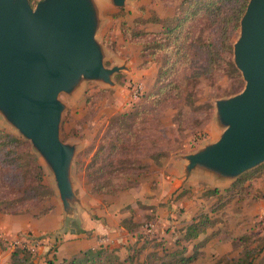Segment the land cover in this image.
<instances>
[{
  "label": "rangeland",
  "instance_id": "374dc122",
  "mask_svg": "<svg viewBox=\"0 0 264 264\" xmlns=\"http://www.w3.org/2000/svg\"><path fill=\"white\" fill-rule=\"evenodd\" d=\"M38 1L30 4L34 7ZM180 2L127 0L122 7L104 6L97 32L104 64L111 67L125 63L129 69L114 74V85L88 80L71 95H59L64 105L60 139L76 145L71 173L75 193L85 206L79 210L83 216L102 222L92 243L98 244L96 249L102 248L101 260L106 264H125L121 256L126 254L127 246L126 256L132 262L142 245L147 249L171 244L191 219L202 213L212 219L213 225L199 237L210 236V240L202 248L204 255L194 264H225L221 257L243 254L252 257L250 264H264V168L233 187L231 183L215 185L197 176L182 183L179 158L217 138L221 129L215 101L237 94L245 86L234 63L233 45L240 35V21L249 0L228 40L229 64L218 65L219 60L206 64L200 49L194 47L191 69L184 71L191 70V77H187L181 91L171 87L158 94L161 83L157 71L167 55L155 49L143 50V44L151 43L150 34L163 30V23L174 15ZM221 27L211 26L204 18L195 34L221 51ZM137 32L148 35L136 37ZM181 72L161 81L178 78ZM0 130L23 141L14 150L24 160L20 161L21 167L19 163L0 164V204L7 213L30 215L36 220L30 223L31 228L0 236V264H44L48 259L72 258L69 243L83 233L80 227L60 230L64 214L52 175L29 140L1 120ZM117 141L118 149L113 150ZM32 155L41 168L40 179L30 163ZM258 166H264V162ZM98 186H103L102 191L97 192ZM208 188H217L218 193L209 195L212 189ZM121 220L135 226L125 229L119 225ZM149 225L152 233L146 232ZM91 234L88 230L87 236ZM120 242H126L124 248L118 246ZM173 245L165 249L173 251Z\"/></svg>",
  "mask_w": 264,
  "mask_h": 264
},
{
  "label": "water",
  "instance_id": "95a60500",
  "mask_svg": "<svg viewBox=\"0 0 264 264\" xmlns=\"http://www.w3.org/2000/svg\"><path fill=\"white\" fill-rule=\"evenodd\" d=\"M126 1L39 0L33 7L0 0V120L30 141L52 175L64 214L60 230L80 227L85 206L72 180L76 145L60 139L59 95L88 80L112 85L115 73L129 69L105 66L97 39L103 7ZM240 27L233 59L245 86L215 101L217 138L179 156L182 183L194 176L231 183L264 162V0H249Z\"/></svg>",
  "mask_w": 264,
  "mask_h": 264
},
{
  "label": "trees",
  "instance_id": "16d2710c",
  "mask_svg": "<svg viewBox=\"0 0 264 264\" xmlns=\"http://www.w3.org/2000/svg\"><path fill=\"white\" fill-rule=\"evenodd\" d=\"M36 0H29V2ZM246 0H181L174 15L166 22L163 23V30L159 33H153L151 43H144L143 50L155 49L156 51H164L167 55L165 62L159 67L157 71V80L160 81L158 88V94L167 90V88L181 91L187 77H191V70L187 73L184 71L188 68L191 69V49L196 47L200 49V53L203 55V60L206 64H209L212 60H219L218 65L229 64L227 61L228 52H230V44L228 40L233 35V32L237 28V22L244 9ZM207 19L210 25L217 26L222 25L219 36L222 37L220 47H217L214 43L207 41L201 36H196L198 23L203 22V19ZM140 35H148L146 32H137L136 37ZM154 53V52H153ZM221 62V63H220ZM182 71L178 78L172 79L168 82L161 81L167 76H170L178 71ZM233 71L234 70L232 67ZM165 101V100H164ZM124 116V115H123ZM23 143L18 137L10 134L7 131L0 130V164L8 166L11 164L18 165L22 160L14 150L15 145ZM118 141L113 144V150L118 149ZM123 149H126L125 147ZM30 157V156H29ZM30 163L36 168L37 178H41V168L32 155ZM22 164H20L21 167ZM264 166H258L254 170L244 173L231 187L240 185L250 180V178L256 176ZM97 185V184H96ZM95 186V185H94ZM97 192L102 191L98 186ZM212 189L209 195L218 193L217 188ZM94 190V189H93ZM96 192V190H94ZM11 205V203L9 204ZM0 210L5 209L0 204ZM121 225L124 227L135 226V224L128 225L121 220ZM213 225L212 219L206 214L202 213L192 220L182 229L181 235L175 240V250L166 251L163 254H159L156 251H151L147 254L146 261L138 264H194L197 259L204 255L202 249L209 241L210 236H205L199 240L200 235L204 234L208 228ZM131 227V228H132ZM192 245L190 252H188V246ZM179 246V247H178ZM178 247V248H177ZM249 250L245 248V251ZM141 250H138V254ZM252 251V250H251ZM103 254L102 248L81 251L79 256H74L70 259L64 258L61 261L54 259H48L47 264H99L101 256ZM137 254V255H138ZM239 257H221L225 260V264H250L252 257L249 256ZM106 261L109 258L106 257Z\"/></svg>",
  "mask_w": 264,
  "mask_h": 264
},
{
  "label": "crops",
  "instance_id": "0c3cea01",
  "mask_svg": "<svg viewBox=\"0 0 264 264\" xmlns=\"http://www.w3.org/2000/svg\"><path fill=\"white\" fill-rule=\"evenodd\" d=\"M191 178V177H190ZM189 179V178H188ZM187 179V180H188ZM186 181V180H185ZM233 182H231L232 184ZM217 185V184H216ZM87 214V212H85ZM78 217H79V221H80V228H81V234L82 236L79 237L77 240H72L70 243H69V249L71 250L69 253H71L72 256L70 257H73L74 254H80L81 251H84V250H87L89 248H92V249H96L97 248V245L98 244H94L92 243V239H93V236L97 233H99V228L103 226L102 222H96L94 220H92L89 215L87 217L83 216L81 210H79L78 212ZM192 220V219H191ZM35 219L33 217H31L30 215H24V214H12V213H7V212H4L2 210H0V236H10V235H13L17 232H20V231H23V230H26L28 228H31L30 226V223H33L35 224ZM98 223V224H97ZM21 224V225H20ZM61 225V224H60ZM100 225V227L98 226ZM119 225L123 228L126 229V227H124L123 225H121V223H119ZM88 230H91L93 234H91L90 236H87V231ZM133 234V233H132ZM84 235V236H83ZM88 238V239H87ZM95 239V238H94ZM91 240V241H90ZM128 240V238L125 239V241ZM210 240V239H209ZM89 243V244H88ZM126 242H120L118 243V246L120 245L121 247L124 248V244ZM174 245H173V244ZM208 243V242H207ZM206 243V244H207ZM154 245V244H153ZM159 244H157L156 246H158ZM168 245H173V247H175V241H171V244L167 243V246L163 244H161L160 246L156 247V246H149L147 249H146V245H142L141 248H140V253L138 254V257H134L130 262L129 261V258L126 256L128 254L127 252V248L128 246L126 247V254H123V256H121V260L123 261V263L125 264H138L140 262H144L146 261V257H147V254L151 251H156L157 253L159 254H163L164 252L167 251V248ZM156 247V248H154ZM161 247V250L159 251L158 248ZM170 248V247H169ZM172 249V248H170ZM115 253L117 255H119L118 253V250L115 251ZM143 254V258H140V256H142ZM129 255V254H128ZM62 258H68V256H63ZM118 259V258H117ZM120 258H119V261H121ZM129 261V262H127ZM101 264L104 263L106 264L107 262L105 261H101L100 262ZM44 264H47V261L46 263Z\"/></svg>",
  "mask_w": 264,
  "mask_h": 264
},
{
  "label": "built area",
  "instance_id": "2783aa9c",
  "mask_svg": "<svg viewBox=\"0 0 264 264\" xmlns=\"http://www.w3.org/2000/svg\"><path fill=\"white\" fill-rule=\"evenodd\" d=\"M153 229V227H152V225H149V226H147V228H146V232L147 233H152V230Z\"/></svg>",
  "mask_w": 264,
  "mask_h": 264
}]
</instances>
